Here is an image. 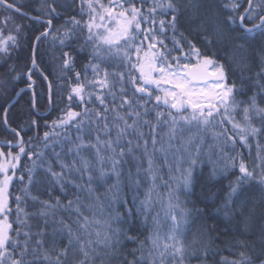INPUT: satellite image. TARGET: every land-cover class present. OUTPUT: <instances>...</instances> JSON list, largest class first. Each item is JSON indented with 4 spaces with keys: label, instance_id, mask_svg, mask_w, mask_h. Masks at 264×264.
Listing matches in <instances>:
<instances>
[{
    "label": "snow or ice",
    "instance_id": "obj_1",
    "mask_svg": "<svg viewBox=\"0 0 264 264\" xmlns=\"http://www.w3.org/2000/svg\"><path fill=\"white\" fill-rule=\"evenodd\" d=\"M78 2L80 18L71 16L62 26L63 32L57 30V37L63 47L79 33L83 37L81 50H89L84 71L75 72L68 93V100H79L84 112L72 111L69 106L58 121H53L52 127L59 135V130L69 125L82 132V126L87 123L94 126L95 139L85 142L80 135L75 141L69 138L67 156L55 153V161L47 164L44 152L35 150L30 142L26 150L23 140L17 142L15 147L19 151L15 154L0 151V264H97V261L111 264L124 246L122 237L124 241L137 245L132 249L133 258L128 260L125 255L122 264H167L169 258L173 264H184L190 248L184 239L186 226L194 221L189 220L193 213L180 201V193L190 192L195 166L202 155L211 158L213 149L222 154L212 162L213 174L220 160H223V167L219 170L227 172L237 167L239 159L240 175L229 184L224 211L230 212L228 204H239V216L233 213L232 218L241 220L244 227L240 231L245 237L236 243L238 257H222L221 264H264V211L258 217L255 233L250 227L257 219V210L264 209V203L251 201L245 187L258 186L264 201V140L261 139L264 137V107L257 103V95L264 92V49L257 53L258 92L248 101H241L237 97L243 92L235 83L227 82V67L220 57L203 55L190 41L188 51H185L184 41L177 38L181 14L190 12L199 19L202 30L209 33L204 37L209 45L213 43V37L218 42H226L220 21L211 13L210 7L202 10L205 0H187L186 3L184 0H139V7L136 0ZM54 3L55 0L47 6V11L43 6L37 9L38 13L43 11L49 18L46 20L48 28L36 37V41L51 35V17L58 14ZM247 5L240 14L242 26L245 20L258 19L259 23L252 28L243 27L236 38L240 43H233L224 54L225 60L238 64L242 71L249 67L251 59L245 54L246 46H250L257 36L264 37V8L254 5L253 0H247ZM0 6L24 15L21 6L9 0H0ZM223 7L231 10L228 23H234L233 16L242 7L239 0H226ZM257 9H260L259 15ZM169 16L171 19H167ZM10 19L6 16L2 22L7 25ZM35 19L39 22L41 16L38 14ZM20 31L21 26L16 25L15 34L4 37L0 30V53L7 55L19 46ZM169 31L172 34L171 47L168 44ZM35 51L34 45L33 68L36 67ZM177 52L179 55H174ZM113 64L115 70L110 71ZM73 69L74 58L69 51H64L63 70ZM97 103L99 107L95 106ZM89 104L93 107H87ZM4 111L7 114L9 109ZM36 122L33 120V124ZM4 123H8L6 118ZM12 131L20 136V132ZM209 134L213 143L205 153L204 144ZM49 139L50 133L45 132L44 147L48 146ZM253 146L256 157L251 167L245 163L242 152L236 155L229 152V149L234 152L240 148L247 149L251 155ZM21 155L28 156L32 167L28 168V183L22 188V194L15 197L13 222L9 185L16 176ZM133 161L136 172L133 177L129 171L128 187L133 192L132 205L136 211L133 213L132 208L127 207L126 214L142 216L146 224L154 207L157 183L162 182L168 192L166 203L160 202L162 208H166V218L171 220L166 235H161L159 214L153 217V229L142 240L139 235H131V229L117 226L124 223L119 209L114 207L120 197L123 166ZM40 166L44 167L48 182L59 186L64 197L57 196L53 202L31 196V187L37 183L36 169ZM165 168L167 180L163 175ZM111 177H115V182L108 189L110 195L105 193L102 197L98 194V187L93 185ZM19 179L23 183L22 175ZM146 181L150 182V187L141 200L139 190ZM69 186L75 189L71 199L67 196ZM25 197L39 204L36 212L26 210ZM127 203L125 200L121 207ZM64 213H67L68 221L64 219ZM33 216L43 220V225L35 232L30 222ZM49 226L53 236L51 247L46 246ZM65 233L66 244L62 242ZM254 234L257 240L247 238ZM57 239H60V245H57ZM196 243L194 236L193 256L196 255ZM197 258L201 259V264H207V247L204 256Z\"/></svg>",
    "mask_w": 264,
    "mask_h": 264
},
{
    "label": "trees",
    "instance_id": "obj_2",
    "mask_svg": "<svg viewBox=\"0 0 264 264\" xmlns=\"http://www.w3.org/2000/svg\"><path fill=\"white\" fill-rule=\"evenodd\" d=\"M14 4L21 6V11L31 17H36L38 14L41 16V20H30L26 17L14 13L0 6V30L3 32V36L7 37L9 34H15L16 25L21 26L19 33V46L12 49L7 55L0 53V151L5 154L12 151L13 154L19 151L18 147H15L19 140L25 142L26 150L29 142L35 146V150L44 152L45 164L55 161V153H63L67 156V149L70 146L69 138L71 141H75L78 135L83 136L85 142L95 139L94 126L90 127L85 123L83 131L81 132L76 127L69 125L66 128L59 130V135H56L53 131V121H58L64 112L69 109L75 112H84V106L81 105L79 100H68L69 84L75 80V72H83L84 64L87 62L88 51L81 50L83 44V37L79 33L69 41L65 46H61L57 37V30L63 32V25L73 15L78 19L80 18V6L78 0L73 3V0H55L53 6L57 9V15H53L51 19L53 23L50 27L51 35L42 37L40 41H36V37L40 36L42 32L48 28L46 20L49 18L44 15V12H37L42 6L47 11V6L53 4V0H9ZM107 3V0H104ZM186 3L187 0H184ZM226 0H205L202 4L203 8L210 7L211 13L216 16L220 21L221 27L224 30L227 37L226 42H218L213 37V43L209 45L204 39L209 33L202 30L200 27L199 19H195L189 12L187 15L181 14L180 20L177 24V38L184 41V50L188 51L189 44L192 42L200 48L203 55L206 56H218L221 61L226 64L228 83H235L238 89H241L243 95L237 97L238 100L248 101L250 97L257 94L259 85L256 83V73L259 71V59L257 53L261 49H264V37L257 36L255 41L250 42V46H246V55L251 57L249 61V67L242 71L241 66L236 63L224 59L226 51L230 50L233 43H240L236 38L239 36L243 28L239 25L240 14L243 9L246 8L247 0H239L242 7L234 14V23H228L230 9L223 7ZM254 5H260L264 8L262 0H253ZM71 5V6H70ZM136 6L139 7V0H136ZM183 12V9H182ZM260 14V9H257V15ZM6 16H10L11 19L5 25L2 21ZM87 19V17H84ZM167 19H171L169 16ZM259 20H245L243 22L245 27H253L254 24H258ZM229 29H234L229 31ZM171 32L168 33V44L171 47ZM35 45V60L36 67L33 68V46ZM70 45V47H69ZM69 51L74 58V69L65 72L63 70V52ZM179 55V53H174ZM195 62V61H193ZM29 69H32L29 72ZM110 71L115 70L113 64L109 68ZM121 70H123L121 66ZM91 75V73H89ZM31 76V79H29ZM47 77V79H45ZM33 84V85H32ZM51 86V89H50ZM23 90V91H21ZM19 96L14 104L10 105L12 100ZM51 93V101H50ZM87 99V98H86ZM94 100V97H93ZM35 103V108H33ZM257 103L264 107V92L257 95ZM10 105V106H9ZM9 106V108H8ZM99 107L98 103L95 105ZM87 107L92 108L93 105L89 104ZM4 109H9L5 114ZM242 116V113H241ZM5 118L8 123L5 124ZM33 120H36V124H33ZM259 126V121H256ZM230 127V126H229ZM15 129L20 132V136L17 137ZM147 131V129H145ZM195 129L192 130L195 133ZM45 132L50 133V139L47 147L43 146ZM189 133H185L188 135ZM264 140V137L261 138ZM206 143L204 144V152L208 150L209 144L213 143L211 135L206 136ZM11 145V147H10ZM213 154L211 158L204 154L201 156L200 161L195 166L194 179L190 192L180 193V201L185 205L186 210L193 213L189 217L190 221L186 228L184 239L186 244L190 246L189 254L184 261V264H201V259L197 257L204 256V248L207 247V264H221V258L228 259L236 258L239 254V249L236 247L238 240L245 237L241 234V229L244 225L240 219L232 218V214L239 216V204L233 206L228 204L230 209L229 213L224 211V206L227 203L226 196L229 188V184L234 182L240 175L237 159V167L229 169L227 172L219 170L223 167V160H220L217 165V171L213 174V161H217L222 154L217 153L215 149L212 150ZM231 155H236L242 152L244 161L253 166L256 157L255 146L251 155L247 149L237 148L236 151L229 149ZM131 159V158H129ZM68 162H71V157H68ZM37 165H40V161H37ZM32 167V162L29 161L27 155H21L20 162L16 169V176L13 178L12 183L9 185V203L13 208V215L11 220L15 221V197L18 194H22L21 190L28 183V168ZM57 170L59 167L57 165ZM131 171L133 177L135 176L136 167L135 161L123 166V177L120 189L119 201L114 205L119 209L120 214L124 220V223L117 225L118 227L128 230L131 229V235H139L140 239H144L153 229V217L159 214L161 223V235H166L171 226V220L165 216L166 208H162L161 200L166 203L168 189L162 182H158L153 195L154 207L151 214L147 216V223L145 224L144 217L127 215V207L132 208V212L135 213L136 209L132 205V190L128 187V174ZM11 174V171L10 173ZM24 177L23 183L20 181L19 176ZM165 180L168 179L167 168L163 172ZM87 180V177L84 178ZM37 183L31 187V196H37L40 200H55L57 196L64 197L65 193H62L59 186H53L46 179V172L43 166L36 169ZM115 182V177L107 179L106 182H98L93 187H98V194L102 197L105 193H108L109 187ZM150 187V182H144L139 190V198L144 199L145 193ZM247 195L253 202L264 203L261 200L262 193L258 186L253 188H247ZM70 191L67 194L71 199L74 188L69 186ZM158 194V195H157ZM110 195V193H108ZM127 200V205L121 207V204ZM66 203L67 201L64 200ZM251 205L249 204V207ZM25 207L29 213H34L39 208V204L34 202L30 197H25ZM264 209L257 210V219L251 224V229L255 233L257 230V224L259 223L258 217ZM247 214V211H245ZM64 219L69 220L67 213H64ZM33 225V231L38 230V226L43 225V220L37 216H33L30 221ZM16 224L14 223V228ZM48 236L46 237V246L51 247L53 243L52 227L47 229ZM15 235V233H13ZM196 237L197 243L195 244L196 255L191 254V245L193 237ZM249 240H257V235L247 237ZM124 244L120 249L117 257L111 260V264H122L125 255L127 259L131 260L132 249L137 247L136 244L127 242L121 238ZM62 242L67 243L66 233L63 234ZM60 239H57V245H60ZM251 251V249H249ZM139 255V253H137ZM97 264H100L97 261ZM167 264H173L171 258L168 259Z\"/></svg>",
    "mask_w": 264,
    "mask_h": 264
},
{
    "label": "water",
    "instance_id": "obj_3",
    "mask_svg": "<svg viewBox=\"0 0 264 264\" xmlns=\"http://www.w3.org/2000/svg\"><path fill=\"white\" fill-rule=\"evenodd\" d=\"M2 7H4V6H2ZM248 7V6H247ZM5 8V7H4ZM6 9V8H5ZM8 10V9H7ZM9 11H12V12H14V13H17V14H20L19 12H15L14 10H9ZM22 12V11H21ZM22 13H24V12H22ZM21 15V14H20ZM22 16H24V17H26L27 19H30V20H36L34 17H31V16H29V15H27L26 13H24V15H22ZM239 25L243 28V27H245L244 26V24H243V26H242V24H241V20H240V18H239ZM250 28H252V27H250ZM50 30V29H49ZM19 95H16V97L13 99V101L10 103V105L11 104H13L15 101H16V99H17V97H18ZM9 105V106H10ZM9 106H8V108H9Z\"/></svg>",
    "mask_w": 264,
    "mask_h": 264
},
{
    "label": "bare ground",
    "instance_id": "obj_4",
    "mask_svg": "<svg viewBox=\"0 0 264 264\" xmlns=\"http://www.w3.org/2000/svg\"><path fill=\"white\" fill-rule=\"evenodd\" d=\"M35 18V17H34ZM18 98V97H17ZM17 100V99H16ZM13 101V100H12ZM14 104V103H13ZM12 105V104H11Z\"/></svg>",
    "mask_w": 264,
    "mask_h": 264
}]
</instances>
